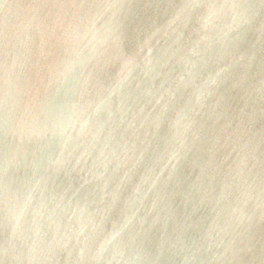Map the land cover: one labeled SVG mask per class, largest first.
I'll return each mask as SVG.
<instances>
[{
    "label": "water",
    "instance_id": "95a60500",
    "mask_svg": "<svg viewBox=\"0 0 264 264\" xmlns=\"http://www.w3.org/2000/svg\"><path fill=\"white\" fill-rule=\"evenodd\" d=\"M0 264H264V0H0Z\"/></svg>",
    "mask_w": 264,
    "mask_h": 264
}]
</instances>
